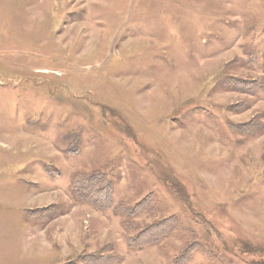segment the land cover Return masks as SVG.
<instances>
[{
	"label": "rangeland",
	"instance_id": "rangeland-1",
	"mask_svg": "<svg viewBox=\"0 0 264 264\" xmlns=\"http://www.w3.org/2000/svg\"><path fill=\"white\" fill-rule=\"evenodd\" d=\"M0 264H264V0H0Z\"/></svg>",
	"mask_w": 264,
	"mask_h": 264
},
{
	"label": "trees",
	"instance_id": "trees-1",
	"mask_svg": "<svg viewBox=\"0 0 264 264\" xmlns=\"http://www.w3.org/2000/svg\"><path fill=\"white\" fill-rule=\"evenodd\" d=\"M105 171L97 170L88 174H82V181L78 176L74 179L73 188L77 196L96 206L106 208L107 195L110 196L112 188L109 187L110 177ZM80 178V179H81ZM109 184V185H108ZM93 197H96L94 199ZM94 200H92V199ZM132 245V243H129Z\"/></svg>",
	"mask_w": 264,
	"mask_h": 264
}]
</instances>
